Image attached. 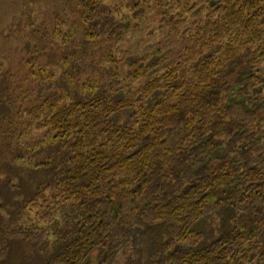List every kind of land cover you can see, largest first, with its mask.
<instances>
[{
	"label": "trees",
	"instance_id": "trees-1",
	"mask_svg": "<svg viewBox=\"0 0 264 264\" xmlns=\"http://www.w3.org/2000/svg\"><path fill=\"white\" fill-rule=\"evenodd\" d=\"M14 1L78 12L88 45L133 27L104 0ZM154 3L150 54L111 56L93 91L24 104L0 84V264H110L135 226L157 233L147 264H264V0ZM31 27L27 50L45 38ZM213 214L204 244L196 225Z\"/></svg>",
	"mask_w": 264,
	"mask_h": 264
},
{
	"label": "rangeland",
	"instance_id": "rangeland-1",
	"mask_svg": "<svg viewBox=\"0 0 264 264\" xmlns=\"http://www.w3.org/2000/svg\"><path fill=\"white\" fill-rule=\"evenodd\" d=\"M104 1L117 6L120 17L132 23L133 27L126 31L125 39L121 42L107 44L96 40L92 44H86L87 30L78 12L68 11L65 15L59 11V18V15H53L54 8L51 9L41 1L21 10L14 0H0V84L5 78L7 82L12 79V87L24 100V104L35 102L40 92L55 87L62 89L69 99H76L93 91L106 75L105 72L113 70L111 56H116L118 60H135L150 54L149 47L161 36L160 14L155 0H146L149 7L145 13L141 8L134 7L133 4L137 0ZM136 12L139 15H135ZM31 25H35L36 30L40 25L39 35L45 38L38 47L34 48L31 44L32 47L27 50V39L36 40L30 34L33 28ZM62 32L68 36L61 34ZM72 34L76 35L70 37ZM79 44L88 48H80ZM124 53L127 55L124 56ZM29 58L36 61L29 63ZM6 71L12 76L6 75ZM125 92L127 88L123 95ZM118 95L122 96V91ZM29 138L26 134V144L33 142ZM28 222L42 224L35 214L29 216ZM220 224V216L213 214L196 225V230L205 235L204 244L215 239ZM131 233L123 250L110 264H147L148 244L151 239L156 238V231L145 234L139 226H135ZM23 249L27 253L32 250L28 244H25ZM96 262V257H92L87 264ZM33 264L43 263L37 259Z\"/></svg>",
	"mask_w": 264,
	"mask_h": 264
},
{
	"label": "flooded vegetation",
	"instance_id": "flooded-vegetation-1",
	"mask_svg": "<svg viewBox=\"0 0 264 264\" xmlns=\"http://www.w3.org/2000/svg\"><path fill=\"white\" fill-rule=\"evenodd\" d=\"M238 88V87H237Z\"/></svg>",
	"mask_w": 264,
	"mask_h": 264
}]
</instances>
